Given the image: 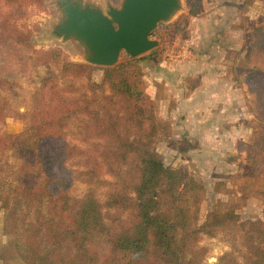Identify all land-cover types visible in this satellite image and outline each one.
Masks as SVG:
<instances>
[{
	"label": "trees",
	"instance_id": "1",
	"mask_svg": "<svg viewBox=\"0 0 264 264\" xmlns=\"http://www.w3.org/2000/svg\"><path fill=\"white\" fill-rule=\"evenodd\" d=\"M203 1L186 0L189 12L154 32L158 48L125 56L93 85V65L71 61L61 48L30 43L33 29L24 20L41 0H0V60L17 59L10 52L22 48L28 54L18 61L46 68L28 112L15 111L0 93V173L8 151L20 161L15 185L0 189V200L23 228L26 264H203L208 248L201 242L218 233L233 240L221 264H264V219L244 223L239 214L246 198L264 197V23L247 37L251 68L240 69L256 115L252 143H237L248 167L229 177L236 192L225 206L200 223L204 184L166 165L154 148L161 123L142 62L152 56L160 63ZM11 112L29 120L24 133L5 130ZM78 180L86 185L82 196L74 194ZM20 199L18 219L11 201Z\"/></svg>",
	"mask_w": 264,
	"mask_h": 264
},
{
	"label": "rangeland",
	"instance_id": "2",
	"mask_svg": "<svg viewBox=\"0 0 264 264\" xmlns=\"http://www.w3.org/2000/svg\"><path fill=\"white\" fill-rule=\"evenodd\" d=\"M84 1L107 7V0ZM111 1L115 5L121 3V0ZM41 2L42 5L28 8V18L24 20L33 29L30 43L36 49L61 48L67 54L52 33L63 18V11L56 0ZM182 3L185 9L170 24L189 12L186 0ZM169 23H160L158 29ZM261 23H264L263 0L252 5H245L244 0H204L202 10L190 16L188 25L167 44L164 59L159 63L147 56L142 62L146 90L161 123L154 148L166 165L184 170L204 184L206 197L201 205L200 223L210 212L225 206L236 192L229 177L248 167L247 153H240L237 143L239 140L252 143L256 115L250 110L253 98L240 69L251 68L245 58L247 37ZM153 38L161 44L157 35ZM10 53L17 59L0 60V93L10 99L15 111L28 112L31 96L40 86L46 68L18 61L28 54L26 49ZM67 56L71 59L70 54ZM93 66L89 82L98 85L106 67ZM28 125V119L11 112L5 130L13 135L22 134ZM6 161L8 164L0 173V189L16 183L15 172L20 161L11 151L7 152ZM74 188V194L82 196L86 185L78 180ZM11 204L18 210L14 218L20 219L24 213L22 200ZM239 214L244 223L263 220L264 197L246 198ZM12 217V210H5L0 200V264H26L23 228L16 226ZM231 237L227 233L205 237L201 244L208 248V253L203 264H221L220 257L231 250Z\"/></svg>",
	"mask_w": 264,
	"mask_h": 264
},
{
	"label": "water",
	"instance_id": "3",
	"mask_svg": "<svg viewBox=\"0 0 264 264\" xmlns=\"http://www.w3.org/2000/svg\"><path fill=\"white\" fill-rule=\"evenodd\" d=\"M62 20L52 33L71 54V61L112 67L123 54L132 58L153 51L160 23L172 22L185 7L182 0H121L107 7L84 0H56ZM170 24V23H169Z\"/></svg>",
	"mask_w": 264,
	"mask_h": 264
},
{
	"label": "crops",
	"instance_id": "4",
	"mask_svg": "<svg viewBox=\"0 0 264 264\" xmlns=\"http://www.w3.org/2000/svg\"><path fill=\"white\" fill-rule=\"evenodd\" d=\"M60 46V45H59ZM60 47H62V46H60ZM66 52H67V54H70L69 53V51L65 48V47H62ZM71 55V54H70Z\"/></svg>",
	"mask_w": 264,
	"mask_h": 264
}]
</instances>
